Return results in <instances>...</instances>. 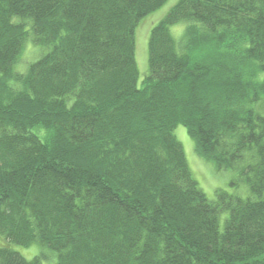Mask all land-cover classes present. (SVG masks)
Instances as JSON below:
<instances>
[{
	"label": "trees",
	"instance_id": "1",
	"mask_svg": "<svg viewBox=\"0 0 264 264\" xmlns=\"http://www.w3.org/2000/svg\"><path fill=\"white\" fill-rule=\"evenodd\" d=\"M167 2L0 0V264H264V0H180L140 82ZM178 126L246 198H207Z\"/></svg>",
	"mask_w": 264,
	"mask_h": 264
},
{
	"label": "rangeland",
	"instance_id": "2",
	"mask_svg": "<svg viewBox=\"0 0 264 264\" xmlns=\"http://www.w3.org/2000/svg\"><path fill=\"white\" fill-rule=\"evenodd\" d=\"M180 0H168V2L157 12L147 16L136 31V63L140 74V82L149 75V38L152 29L177 5ZM185 26L180 25L172 28V34L176 39L182 37ZM33 46L32 42H29ZM24 54L22 63L26 65L34 56L38 54V50L30 47ZM40 55L33 61L27 64L25 69L19 66L17 71L25 73L28 67L39 60L48 51L40 49ZM264 80V74L259 78ZM174 134L177 140L182 144L186 159L194 179L198 182L199 187L210 201L217 200L219 192H226L235 197L246 198L248 196V188L243 183H238L237 173L228 170L223 172L216 171L213 164L207 163L200 159L195 151V145L190 138L188 131L183 126H178ZM228 213H224L221 217L220 227L224 228L225 220ZM13 249L19 252L25 259L31 261L35 257H47L43 260L42 264H57L55 255L46 248L35 245L31 248H21L13 246ZM30 252V253H29ZM29 253V254H28ZM29 255V256H28Z\"/></svg>",
	"mask_w": 264,
	"mask_h": 264
}]
</instances>
